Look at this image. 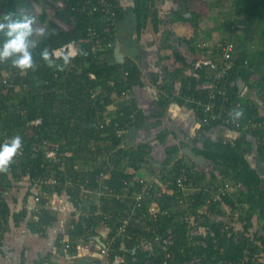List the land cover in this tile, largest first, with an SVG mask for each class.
I'll list each match as a JSON object with an SVG mask.
<instances>
[{
  "label": "trees",
  "instance_id": "obj_1",
  "mask_svg": "<svg viewBox=\"0 0 264 264\" xmlns=\"http://www.w3.org/2000/svg\"><path fill=\"white\" fill-rule=\"evenodd\" d=\"M63 1H65L66 7L57 10L56 16L71 23L72 26L70 29L65 30L56 23L50 22L47 35L40 39V47L35 53V59L38 65L35 72L29 71L26 74H21L19 70L11 66L10 62L0 63V77H2L3 71L6 69L10 72V79L13 82L12 85L10 84L8 93L0 95V144H3L6 138H12L15 135H20L23 138L22 154L16 158L8 173H15V170L17 172L21 170L24 174L27 172L32 183H42L44 192L55 194L62 193L65 190L74 204L80 189L76 183L66 186L49 184L47 180L42 181V178L46 175L50 176L51 173L48 172L50 169L45 161L43 149L36 150L34 147L47 141L59 145L62 151L72 152L68 165L69 174H72V170L70 171V169H73L71 166L74 160H83L86 165L91 166L89 172L93 174L92 185H95L96 174L104 166H109L108 168H111V177L105 180L106 185L104 184V186L120 192L123 179H128V181H132H129L131 184L130 190L137 191L140 189V185H136L137 181L134 180L135 173H129L119 168L120 160H122L124 155L129 154V150L131 155L128 163L134 168H137V163L142 161V159H139L140 156L144 158L148 153L146 147L151 144L145 143L139 145L138 149L134 147L125 149V146L122 144L125 134L118 135V128L115 127L113 121V119L117 120V117L110 116L111 114L107 109L108 105H111L113 102L121 109L122 102L126 99L129 92H132L135 85L141 84L142 72L136 63L129 59H126L123 63L119 62L114 55L117 28L120 21L124 18L123 6L120 0H111L118 18L116 28H113L107 24L101 12H90L91 8L98 3V0ZM155 1L133 0V12L135 13L138 38L141 36L142 30L147 26L150 10L155 7ZM190 1L193 3L192 20H190V23L193 25L194 21L199 20L202 16H207L210 8L205 3V8H203L198 5L196 0ZM30 6L29 0H0V17L5 13L24 14L23 9ZM236 9L239 13L245 14L252 20L261 22L264 26V0H237ZM46 16L47 14L43 13L41 20H45ZM156 21L157 19L153 17L152 22L154 23L155 29ZM94 31L100 33V36L94 38L92 36ZM262 39L263 49L251 55L247 51L242 50L241 48L243 47H237L236 45L237 51L232 59L233 67L230 76L233 81L229 89L231 100L237 99L239 94L237 85L238 77L249 82L251 80L252 85L257 86L261 91V95L264 97V69L261 70V67L264 68V32ZM3 40L4 37L0 35V44L3 43ZM72 40L78 42L79 54L75 58H72L70 66L65 71H56L49 68L40 58L39 52L43 48L47 47L53 50V48ZM111 42L114 45L106 49L107 44ZM81 50L86 52L87 55H80ZM57 62L62 63L60 60ZM186 63L187 60L185 57L176 51H172L169 64L165 67L168 73L167 75H169L167 80H171L172 82H166V87L169 89L170 87L174 88L178 76L183 74L182 70ZM205 72V69L195 70L192 75L182 79L181 95L198 96L200 93L203 94L201 96H204L207 89L199 90V84L205 82ZM17 84H27L26 90L28 92L24 94L16 92L15 101L17 104L13 103L10 105L6 102L7 98L4 96L13 93ZM163 84L164 82L162 81L160 85ZM116 101L118 103H115ZM179 102L182 103L183 101L179 100ZM165 105L166 103L162 104V106ZM189 105L191 107L194 106V104L190 103ZM239 108L242 109L243 106L241 105ZM121 110H126V113H134L135 120L141 118L142 111L134 101H132V105L128 102L126 105L124 104ZM121 110H118V112ZM244 111L246 113L242 117L244 123L253 115L258 114L261 115L264 121V115L260 114L256 107L252 109L247 107V109H243ZM109 119L110 125L100 128L99 122L103 123L109 121ZM33 120H40L41 122L30 125L29 123ZM219 124V121H214L204 125L203 132L205 131L206 134L212 127ZM220 125L225 126L223 124ZM225 127L229 128V126ZM236 130L242 132L240 137L228 141H216L208 138L204 140L203 147L201 149H195V152L204 155L210 164L213 163L218 173L227 176L231 175V179L242 182L247 188V191L241 193L242 197H240L239 201L247 203L249 209H251V213L248 211L247 217H243L242 215L240 217L245 231H249L252 225L253 213H258L264 220V189L261 187L264 178L262 176L264 175V144L257 145L259 170L250 163L248 160V151L243 149V145L248 147V136L251 134L254 136L259 135V133L252 132L250 134L246 129ZM161 141L168 144L166 141V133L162 134ZM181 146L171 145L166 148L167 158L163 162L166 166L172 162L173 153L179 152L182 155L180 150ZM186 158L183 155L184 161L188 163H185V165L188 166V174L191 181L205 182L201 191L196 194L200 198V205L202 203L205 204L209 195L205 188L213 185L217 181L215 169L213 167V171H210V169L207 171L204 167L200 168L193 161ZM181 163H176L172 170L164 175L163 179L165 183L176 187L175 182L177 176L180 174ZM111 165L115 167L113 168ZM55 169L56 171L58 170L57 175L60 178L63 177V171L58 169V166ZM7 174L0 175L6 178L5 175ZM87 174L80 173L82 177H85ZM71 176L74 175L72 174ZM3 191L2 184V187H0V212L6 223V217L9 211L7 205L3 202L1 194ZM38 193L40 195V192ZM161 195L160 204L162 208L169 207L166 192L164 191L163 194L161 192ZM148 197L143 200V212L147 215H149ZM157 197L159 198V196ZM170 200H173V198ZM223 202L230 204V208H234L231 197H225L224 201L212 204V208L217 215L221 211L219 208L220 203L222 204ZM39 207V218L37 221L34 220L32 224L36 230L43 232L46 227L45 223L50 224L53 217L50 215L47 205L43 204ZM203 216L207 219L205 215ZM174 218L160 216L156 221H152L146 217H140V221H137V217H133L129 232L125 235L128 237L127 241L129 243L124 247L123 237L117 235L115 243L110 250L109 259L112 261L116 258L123 257L124 259L121 260L120 264H145V260L151 250L143 247L142 241L137 238L134 232L137 231V227L147 231V227L150 225H152V230L156 229L159 233H163L169 227H173L177 232L178 239L176 247H174L176 258L170 264H179L194 255L204 256L201 264H220L221 260H237L241 258L245 249H250L253 253L257 250L258 233L254 235V238L249 239L245 237L244 231H242L239 243L223 238L218 248L210 242L207 249L202 247L194 249L188 246L189 242L186 236L185 224L180 223V219L177 216ZM222 221L212 222L211 225L214 229H217ZM101 225H103V228L104 226L105 229L107 228L106 230L104 229L106 233L104 236L112 237L116 233L119 222L116 220H104L103 218L88 220L78 218L73 229H71V236L87 238L97 235L100 232ZM144 235L147 238H151L153 233L152 231L145 232ZM107 237L104 240H107ZM260 239H262L261 244H264L263 235H261ZM222 247L224 248L223 253L220 252V248ZM181 249H184V251ZM153 253H158L152 255V257L157 256L159 262L162 263L165 258L164 254L159 252L157 247H154Z\"/></svg>",
  "mask_w": 264,
  "mask_h": 264
},
{
  "label": "crops",
  "instance_id": "obj_2",
  "mask_svg": "<svg viewBox=\"0 0 264 264\" xmlns=\"http://www.w3.org/2000/svg\"><path fill=\"white\" fill-rule=\"evenodd\" d=\"M120 2L123 6V13H126L127 15L130 14L132 17L134 16L132 23V35L134 37L132 36L131 39L121 41L118 38L119 34L117 28L115 46L117 41H119L124 61L126 59L132 60L142 72L141 84L135 85L132 92H129L126 99L122 102L121 109H123L124 104L126 105L127 102L132 105V101H134L136 105L140 107L142 114L140 115V119L135 120L134 113H126V110H121L117 104H114V102L111 103V105H108L107 109L111 114L110 116L117 117L118 120L126 126L124 131L125 136L122 142L125 149L131 147L138 149L139 145L145 143L151 145H147L146 148L148 153L144 158L140 156L139 159H142V161L137 163V168H134L128 163L131 155L129 150V154L124 155L122 160H120L119 168L129 173L134 172V180L137 181L136 185H140L138 184L139 178L147 179L152 183L153 197L148 199V205H151L157 196L161 198V192L163 194L165 191L168 204L171 206L174 204V201L170 199L173 198L174 200V195H176L179 190H174L175 187L165 183L163 177L166 173L172 170L173 166L170 165H175L179 162L185 163L182 148L187 146L195 152V149H201L203 147L205 139L211 138L216 141H228L240 137L242 132L219 124L212 127L205 134V131L203 132L204 125L200 123L193 107L186 102L184 98L185 96L181 95V80L195 72L194 68L190 69V64H188L189 56L192 57L194 55L197 60L204 53H208L211 58H215L218 55L217 49H209V51H203V53L201 50L198 51V49H195L197 48V43L204 40L212 45L217 41V39L211 37L199 40L197 36L198 32L200 38L208 37L211 33L214 34L215 27L213 23L208 24L210 19L209 15L202 16L199 20L194 21V24L192 25L190 20H192L193 3L190 0H156V6L150 10L147 26L142 30L141 36L138 38L135 13L133 12V0H120ZM158 2H161L159 6L157 5ZM196 2L198 3L197 0ZM203 2L207 6L210 5L209 0ZM187 3L189 4V7H186ZM190 4L192 5L190 6ZM198 5H200V3H198ZM235 11L237 10L235 9ZM152 13H154L153 16H151ZM237 13L239 12L237 11ZM240 14L242 17L245 16L247 19L249 18L243 13ZM171 15L173 16L172 21L164 23V19H168ZM153 17L157 19L155 23L156 29L152 22ZM163 27H166L169 31L164 33ZM263 30V24L259 21L253 20V23L250 24V27L246 29V31L238 33L237 47H243L241 49L247 51L248 54L250 53L249 55L255 54L257 51L263 49ZM172 31L173 33H176L177 31L182 34L187 32L186 35H189V39L187 37V40L184 38L182 39L186 40L192 54L189 53L190 55L188 56V59L184 56L187 63L182 70L183 74L178 76V83L176 82L177 84H175L174 88L169 86V89L166 87V82L170 83L171 80H167L169 75H167L168 73L165 67L168 66L170 56L172 55V50L167 44H171L169 38L170 32ZM195 38L196 40L191 47L188 40L194 41ZM151 40L155 46H152ZM155 41L160 45H157ZM162 42H164L165 45H162ZM263 69L264 68L261 67V70ZM207 70L211 75L218 74L216 71L213 72L208 68ZM210 80H212L211 77ZM162 81L164 84L160 85ZM241 82L244 83L242 88L239 86ZM237 85L239 88L237 100L242 104V109H247V107L252 109L253 107H256L260 114L264 115V97L261 95L259 88L252 85L251 80L249 82L243 80L241 77L237 78ZM205 86L206 82L199 84V88L201 89ZM179 100L183 102L181 103ZM115 103H118V101ZM164 103H166V105L162 106ZM118 110L121 111L118 112ZM112 112H114L113 115ZM245 114L244 111L243 117ZM258 119L262 120L261 115L259 114ZM163 133H166V141L168 144L161 141ZM248 140V147L243 145V149H247L248 160L253 166H256L254 165V160H257L258 156L257 145H259V139L257 135L254 136L251 134L248 136ZM171 145L177 147L182 145L180 148L182 155H180L179 152L173 153L172 162L165 166L163 162L167 158L166 148ZM112 166L113 168L115 167L114 165H111V167ZM197 166L200 168L202 167L200 165ZM71 167H73V169H70V171L72 170V174L75 175L78 180L83 182L84 180L89 179L92 182L93 174H90L89 172L91 166L88 169V166L81 165V160L75 159ZM18 171L20 172H17L16 170L15 173L10 172L5 175L6 178H3L4 191L1 194L9 213L6 217L4 232L0 233V264H45L48 261H50L51 264L121 263V260L124 259L123 257L111 261L109 257L101 255L100 250L102 248V243H100L98 237L100 236L102 242L105 241L104 238L107 237L104 236L106 235L104 232L105 226L103 228V225H101L99 234L91 237L83 238L82 236H71V229H73L78 220V216L74 212L76 200L73 204L65 190H63L62 193L55 194L44 192L41 182L32 183L27 172L24 174L21 170ZM80 173L88 174L85 175V177H82ZM125 180L128 179H123L120 192L124 187L123 183ZM204 183L205 182L200 183L199 181L194 180L193 182H190L191 190L189 191L188 198L193 201H195L196 198V201L189 206V210L194 208L197 209V212L202 211L201 208L204 204L202 203L200 205V198H198L196 194L201 191L202 188H199L203 187ZM88 187L94 189L95 185L90 183ZM38 192H40L41 196H45L42 198L44 199V202L47 203L50 215L53 217L50 224L45 223L46 228L44 232L36 230L32 224L35 216H37L36 208L39 207V204L35 201V196L39 194ZM93 198L98 201L96 196H93ZM159 198L157 197V199ZM224 203L225 202H223L222 205H224ZM123 205V203L113 199L107 201L105 208L109 211H117L120 210ZM210 213L216 214L213 208L209 209L207 214ZM0 216H2L1 212ZM206 217L210 219L209 215ZM127 239L128 237H123L124 247L129 243ZM63 243L69 244V247L64 246L65 244Z\"/></svg>",
  "mask_w": 264,
  "mask_h": 264
},
{
  "label": "built area",
  "instance_id": "obj_3",
  "mask_svg": "<svg viewBox=\"0 0 264 264\" xmlns=\"http://www.w3.org/2000/svg\"><path fill=\"white\" fill-rule=\"evenodd\" d=\"M56 10L64 9L66 3L63 0H58ZM59 3V4H58ZM101 12L104 20L109 26L116 28L117 25V12L114 8V4L111 0H98V3L95 4L90 12ZM175 33V32H174ZM173 31L170 32V41L174 44V51L185 56L188 59V56L191 53V49L180 39H176L177 34H174ZM92 36L94 38L99 37L100 33L94 31ZM199 47L203 49H217L218 55L215 58H210L205 54H202L200 58L195 59L194 55L192 59L193 68L196 70H201L203 68H208L213 72H217V75H210L212 80L206 81V86L203 89H207L206 94H200L198 96H189L186 95L184 98L189 104H194L193 109L202 125H207L214 121H219L220 124L229 126L234 129H246L250 133L258 132V143L264 144V121L258 119V115L252 116L246 120L244 123L242 119L234 121L229 113L236 107H240L242 104L237 100H231L229 96L230 84L233 83L231 80V69L233 67V56L236 49V43L229 39H224L217 41L214 45L210 44L208 41L204 40L197 43ZM113 42L108 43L105 47H112ZM186 47V49H185ZM57 51V54L71 53L72 58H75L79 54V44L76 40L67 42L61 46L53 48ZM190 53V54H189ZM127 74V73H126ZM199 90H202L199 88ZM260 117V116H259ZM113 119V118H112ZM117 120L113 119L115 127L118 129V135L121 136L125 131V125H123L118 118ZM40 120H33L29 124L34 125L40 123ZM110 122H99L100 128L107 127ZM10 138H6L3 143L8 141ZM43 149L45 161L48 164L50 169L48 172L51 173L49 176L42 178V181L47 180L50 184H61V185H72L76 183L80 188V192L77 195L76 203L74 205V212L79 219L88 220V219H97L103 218L104 220H116L119 222V225L116 228V233L112 237H107V240L103 242L101 248V255L109 257L110 250L115 243L117 235L124 237L129 232V227L131 225V220L133 217H137V221H140V217H146L148 220L156 221L160 216L174 218L177 216L180 219V223L185 224L186 236L188 237V246L198 249L200 247L207 249L209 243L215 244V247L218 248L220 241L223 238H227L229 241L235 243L240 242L242 235V221L240 219L242 215V204L234 203V208L230 213L229 220H224L218 226L217 229L212 227V222L205 219L204 212L199 211L196 215L189 213V206L196 201L188 198L189 191L191 190L190 182L191 178L188 174V166L185 163L180 164V174L176 179V187L174 190H179V192L174 195V204L162 208L160 204L161 198L155 199L151 205H148L149 215L143 212L144 202L143 200L151 198L153 196V187L152 183L144 178H139L140 189L137 191H131V184L128 180H125L123 189L121 192L115 191L113 188H108L104 186L106 179L111 177V168L105 167L96 174L95 179V188L91 189L88 186L92 183L89 179L84 180L83 182L78 180L76 177L71 176L72 174L68 173V160L72 156L71 151H62L57 144H52L51 142L44 141L43 143L34 147V149L39 150ZM58 166V169L63 171V177L57 175L55 167ZM174 166V164H172ZM4 179L0 175V187H2ZM243 185L242 182L234 181L233 183L230 180H226L222 183L216 182L209 187H206L205 190L208 192V197L206 199V205H212L224 201L225 197H231V192L234 186ZM200 187L199 189H201ZM93 196L98 198L96 201ZM117 200L123 203L122 210H107L105 205L109 200ZM36 203L40 205H47L44 202L43 198L40 195L35 196ZM221 205V203H220ZM40 207H37V216L34 220H38L40 213ZM236 210V213L233 211ZM143 212V213H142ZM175 219V218H174ZM5 221L4 217L0 216V233L4 232ZM46 228V227H45ZM152 231L153 235L151 238H147L144 233ZM44 232V231H43ZM138 239H140L144 248L150 249L145 264H170L176 258V242L178 239L177 232L174 228L169 227L163 233H159L156 229L152 230V225L147 227V231L137 227V231L134 232ZM127 237V236H125ZM137 239V240H138ZM64 246H68L69 244ZM197 244V245H195ZM154 247L159 249V252L164 254V260L162 263L159 262L157 256L152 257V255L158 254L153 253ZM184 251V249H181ZM220 252H224V248H220ZM204 256L194 255L191 258H187L179 264H201ZM45 264H51L48 261ZM220 264H261L260 259L256 253H253L250 249H245L241 258L237 260H221Z\"/></svg>",
  "mask_w": 264,
  "mask_h": 264
},
{
  "label": "rangeland",
  "instance_id": "obj_4",
  "mask_svg": "<svg viewBox=\"0 0 264 264\" xmlns=\"http://www.w3.org/2000/svg\"><path fill=\"white\" fill-rule=\"evenodd\" d=\"M29 1H30L31 6L24 8L23 12L26 15L34 17L36 20L37 26H43L47 30L49 28L50 22H54L58 26H60L61 28L65 29V30H68L71 28V26H72L71 23L64 21V20H62L56 16L57 10L55 7L57 6L56 2L58 0H29ZM198 1H199L198 3H200V6L205 8L203 1H206V0H198ZM236 1L237 0H209L210 12L208 15H209L210 19L208 21V24L213 23V25L215 27V30H214L215 32H214V34L211 33L208 37H202V38H200V35L198 32L197 36H198L199 40L206 39V38L208 39L211 37V38L217 39V41L229 39V40L234 41L236 44L238 43V39H237V37L239 36L238 33L239 32L243 33V31H246V29H248L250 27V24L253 23V20L249 19V18L247 19L245 16L242 17V15L240 13H237V11H235ZM160 3L161 2H158L157 5L159 6ZM191 5L192 4H190V6ZM158 6H157V9H158ZM186 7H189L188 3L186 5ZM191 9H189V10H191ZM43 13L47 14L45 20H41V16L43 15ZM153 15H154V13L151 14V16H153ZM133 17L130 14L127 15L125 13L123 20L121 21V23H119V25H118V34H119L118 38L121 41H125V39H131V37L133 36L132 35V33H133L132 32ZM172 19H173V16L171 15V16H169L168 19L165 18L163 22L167 23L168 21H172ZM129 24H130V26H129ZM199 26H197V27H199ZM163 31H164V33H166L167 31H169V29H167L166 27H163ZM198 31H199V29H198ZM176 33L178 34L177 35L178 38H176V39H180L186 45H188V43L186 42V40H187L186 37L188 38L189 35H186L187 32L182 34L181 32L176 31ZM202 33H203V31H202ZM184 35H186V36H184ZM182 38H184L186 40H184ZM169 40H171V39L169 38ZM195 40H196V38L194 39V41L188 40L191 47H192V44H194ZM133 41H134V39H133ZM151 43H152V46H155L153 44L152 40H151ZM156 44L158 45L159 43L156 42ZM167 44H168V47L170 46V48L174 49L173 43H171V44L167 43ZM162 45H165V43L162 42ZM185 49H186V47H185ZM195 49H198V51L201 50L202 53H203V51H209L208 49L206 50V49L199 47L198 44H197V48H195ZM204 54L206 56L210 57L208 55V53H204ZM188 62H189L188 64H190L189 65L190 69H192L194 67V66H192V63H194V61H193L191 56H189ZM203 69L206 70V72L204 73L206 75V77H205L206 78L205 82H206L207 80L210 79L209 75H211V74L207 70V68H203ZM194 70H196V69H194ZM177 83H175V84H177ZM10 84L11 85L13 84L12 80L10 79V72H8L5 69L3 71L2 77H0V95L8 93V89L10 87ZM26 89H27V84H23V85L17 84L16 89L13 93H9V95L4 96L5 98H7L6 102L10 105L13 103L17 104V102L15 101V96H16L15 93L16 92H20L22 94L27 93L28 90H26ZM114 112H112V115L114 114ZM245 151H247L246 148H245ZM186 159H188V158H186ZM185 163H186V161H185ZM68 165H69V160H68ZM81 165L88 166L85 164V162L83 160H81ZM254 165H256V167L258 169L260 168L258 160H254ZM170 166H172V165H170ZM89 167L90 166H88V169H89ZM213 167H214L213 163H211V164L208 163L206 166H204V168L207 171H209V169H210V171H213ZM214 169H215L214 171L216 173L217 180H218V181L215 180L216 182L222 183L226 180H230L233 183L235 181V180L230 178L231 175L227 176L225 174H220L216 170L217 168L214 167ZM219 169H221V168H219ZM12 173H14V172H12ZM262 176L264 177V175H262ZM261 187L264 189V178H263V182L261 184ZM244 191H247V188L244 185L241 184L240 186L238 185V187L234 186V188L231 192V195H232L231 199H232L233 203L238 202V203L242 204V209H243L242 216L247 217L248 211L251 213V209H249V205L247 203L239 201L240 197H242L241 193ZM221 207H224V208H221ZM230 207H231L230 204H228L226 202L224 203V205L221 204L219 207V208H221V211L218 212V215H216L214 213L207 214L209 209L212 208V205H205L204 204L203 207L201 208V210L204 212L205 216L209 215V217H210L212 215L210 217L211 222H218L219 220H221V221L222 220H229V217H230L229 214L232 213L231 211L233 210V208H230ZM188 211L192 215L197 214V209L192 208ZM233 213H236V210L233 211ZM207 219H208V217H207ZM250 223H251V221H250ZM241 228H242V231H244L243 233H244L245 237H248L249 239L254 238L255 237L254 235H257V233H258V239H257L258 247H256L257 250H255V253L258 255V257L260 259V263L264 264V244L263 243L261 244L262 239H260L261 235L264 236V220L258 215V213H253L252 225H251L249 231H245L243 222H242ZM195 245H197V244H195Z\"/></svg>",
  "mask_w": 264,
  "mask_h": 264
},
{
  "label": "clouds",
  "instance_id": "obj_5",
  "mask_svg": "<svg viewBox=\"0 0 264 264\" xmlns=\"http://www.w3.org/2000/svg\"><path fill=\"white\" fill-rule=\"evenodd\" d=\"M0 35L4 37L0 44V63H9L21 74L37 70L36 50L40 47V38L47 35L43 26H37L34 17L26 14L5 13L0 17ZM172 50V48H171ZM174 51V50H172ZM80 55H87L81 50ZM45 64L56 71H65L72 62L71 53L58 55L56 50L45 47L39 52ZM60 60L62 63H58ZM236 121L243 117V109L237 107L230 113ZM23 138L15 135L0 144V174H7L16 158L22 154Z\"/></svg>",
  "mask_w": 264,
  "mask_h": 264
},
{
  "label": "water",
  "instance_id": "obj_6",
  "mask_svg": "<svg viewBox=\"0 0 264 264\" xmlns=\"http://www.w3.org/2000/svg\"><path fill=\"white\" fill-rule=\"evenodd\" d=\"M115 58L117 61L119 62H124V57H123V54L121 52V47H120V43L119 41H117L116 43V46H115ZM244 85L243 82H241L239 84L240 88H242ZM182 151L184 153V155L189 158L191 161H193L196 165H200V166H206L209 162V160L202 154H197L195 153L191 148L187 147V146H184L182 148ZM100 243H102L103 245V242L101 241L100 239V236L98 237Z\"/></svg>",
  "mask_w": 264,
  "mask_h": 264
}]
</instances>
